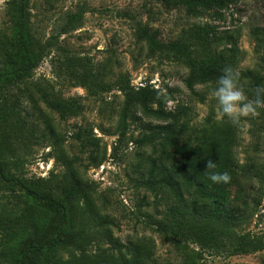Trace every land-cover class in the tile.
Returning a JSON list of instances; mask_svg holds the SVG:
<instances>
[{
  "label": "rangeland",
  "instance_id": "1",
  "mask_svg": "<svg viewBox=\"0 0 264 264\" xmlns=\"http://www.w3.org/2000/svg\"><path fill=\"white\" fill-rule=\"evenodd\" d=\"M80 11L83 18L75 28L57 37L56 29L64 18ZM21 17L30 30L32 55L56 36L54 42L74 58L68 68L56 60L55 49L46 50L45 58L32 69L28 83L37 106L25 97L16 98V88L23 87V83L0 81L1 88H13L9 104H18V112H10V122L4 126L0 123V155L9 178L7 183L0 181V212L14 215L26 204L34 206L25 189L66 205L63 192L74 176V181L88 190L90 208L84 210V202L78 208L74 205L72 222L56 251L62 261L79 256L83 250L91 255L116 254L112 237L122 244L148 239L155 259L149 264H187L190 257L193 264H264V251L217 257L200 250L196 233L187 231L183 239L165 237V211L176 204V198L169 194L161 199L142 185L148 177L151 158L161 154L157 143L153 146L141 141L152 133L148 126L161 123L146 118L137 108L125 114L126 95L122 90L136 92L150 85L164 95L165 110L176 115L178 128L183 131L180 147H195L213 132L220 148L236 162L263 163L264 110L245 118L239 126L226 122L209 95L214 84L196 85L191 92L186 86L189 70L185 63L170 54L152 51L138 40L137 28L142 25L158 30L164 44L183 39L195 51L193 58L197 61L225 52L231 47L226 37H231L238 52L234 69L238 76L253 71L263 78L264 85V54L256 46L257 34L259 38L264 35V0H228L225 9L205 12L197 18L188 16L183 9H169L162 0H0V37L15 39ZM204 26L212 27L222 40L215 43L212 37L204 41L194 37L193 29ZM14 49L21 61L20 45ZM18 67L0 65V73ZM89 75L99 85L94 95L80 86L79 78ZM44 92L63 107L77 110V114L52 110L42 100ZM124 125L125 134L119 141ZM209 127L212 131H207ZM251 186L260 189L261 205L241 232L264 237V181ZM248 187L240 178L225 185L236 204ZM49 211L51 220L44 225L47 233L53 234L62 223V214L60 210ZM175 239L182 244L177 245ZM19 251L16 242L4 247L0 244V252H4L0 264H20Z\"/></svg>",
  "mask_w": 264,
  "mask_h": 264
},
{
  "label": "trees",
  "instance_id": "2",
  "mask_svg": "<svg viewBox=\"0 0 264 264\" xmlns=\"http://www.w3.org/2000/svg\"><path fill=\"white\" fill-rule=\"evenodd\" d=\"M164 6L183 9L190 17H200L205 12L222 10L228 6V0H162ZM83 12L76 15H67L63 23L56 29V36H63L75 28L82 20ZM24 17H21L19 29L15 39L0 37V65L3 68H10L18 64V68L13 71L0 73V81L8 83L10 80H17L23 83V87L16 88L18 97H25L37 106L34 100L33 91L28 89L32 69L46 56V50L56 51L55 58L65 66H70L72 58L67 51L55 43L56 36H53L44 48L36 55H32L29 48L28 36L30 30L25 25ZM158 30H151L144 26L137 28V38L140 42L146 43L152 51H161L172 55L175 59L183 61L189 70L186 79V86L194 92L196 85L214 84L223 68L231 66L235 69L237 51L231 37H226L227 48L225 52L212 55L209 58L197 61L193 58L195 51L183 39L169 41L166 44L160 39ZM193 36L201 38L203 41L213 38L219 42L221 37L215 35V31L210 26L195 27ZM257 34L256 46L264 54V35L259 38ZM19 44L23 54L22 60L17 59L14 53V46ZM94 79V81H91ZM80 86L87 89L89 93L96 94L97 82L92 75L79 78ZM77 82V77H73ZM239 82L245 88V92L251 97L252 90L262 85L263 78L253 71L247 70L239 74ZM13 88L4 89L0 87V113L2 126L8 124L13 118L10 112H18V104H9V94ZM126 95L125 114L137 108L146 118H152L161 124L148 126L152 133L142 138V143L156 146L160 151V156L150 161V171L148 177L142 185L160 195L161 199L169 194L176 198V204L167 207L165 217L168 224L163 223L162 229L167 239L180 238L186 236L190 231L198 238V246L202 251H209L217 257H231L264 251V237L252 234H243L241 228L249 222L255 210L261 205V191L254 189L251 183L264 181V162L241 165L236 162L226 150L220 148L214 133L210 138L204 136L195 147H180V137L183 134L178 128V119L173 113L165 110V97L152 86L140 87L136 92L130 89H122ZM47 93H41L44 104L52 110L61 114H77L67 105L55 102L49 98ZM156 107V109H154ZM20 123L19 121H17ZM213 127V126H212ZM212 127L207 131H212ZM178 128V129H177ZM0 129H3L0 127ZM124 125L119 141L125 134ZM173 151V153H172ZM171 153V154H170ZM0 155V181L9 182L7 165ZM212 159L217 163L218 172H227L231 177L240 178L249 185L239 204H236L229 196L225 188L227 183L213 184L206 174V162ZM256 181V182H253ZM228 182V184H229ZM63 192V200L66 205L61 204L54 198L43 197L31 189H25L26 193L34 201V206H27L18 214L7 215L0 212V244L2 247L6 243L16 242L20 251L17 253V262L20 264H149L155 263L153 258V248L148 239H139L122 244L118 239L110 238L116 254L100 252L89 254L86 250L72 258L62 261L57 257V249L62 243L63 232L72 222V213L75 206L80 202L85 203V209L89 210L88 190L83 185L74 181L67 183ZM252 192V193H251ZM189 197V199L186 198ZM44 205L41 208L37 203ZM45 209V210H43ZM49 209L60 210L62 223H60L53 234L47 233L45 221L51 220ZM86 212V211H85ZM191 215V219H190ZM190 219L189 223H186ZM192 220L195 221L192 222ZM199 224V225H196ZM237 229H240L238 232ZM177 245L182 244L180 240H174ZM4 252H0V255ZM126 256H130L127 258ZM1 257V256H0ZM3 257V256H2ZM190 257L187 264H193Z\"/></svg>",
  "mask_w": 264,
  "mask_h": 264
},
{
  "label": "clouds",
  "instance_id": "3",
  "mask_svg": "<svg viewBox=\"0 0 264 264\" xmlns=\"http://www.w3.org/2000/svg\"><path fill=\"white\" fill-rule=\"evenodd\" d=\"M209 95L219 116L233 126H239L245 118L253 117L264 110V85L255 87L249 97L239 83L238 73L231 66L223 68ZM204 173L213 184L228 183L231 179L227 172L217 171V163L212 159L207 160Z\"/></svg>",
  "mask_w": 264,
  "mask_h": 264
}]
</instances>
